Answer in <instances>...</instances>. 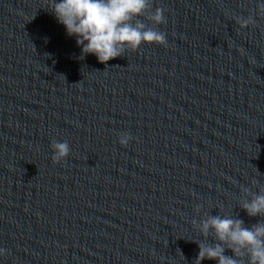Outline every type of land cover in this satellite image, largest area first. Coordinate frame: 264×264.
Wrapping results in <instances>:
<instances>
[{"label": "water", "instance_id": "95a60500", "mask_svg": "<svg viewBox=\"0 0 264 264\" xmlns=\"http://www.w3.org/2000/svg\"><path fill=\"white\" fill-rule=\"evenodd\" d=\"M0 264H264V0H0Z\"/></svg>", "mask_w": 264, "mask_h": 264}]
</instances>
